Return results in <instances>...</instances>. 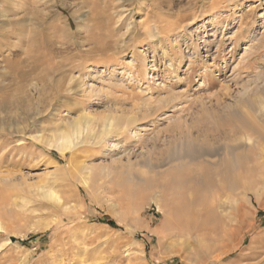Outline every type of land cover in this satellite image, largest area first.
Listing matches in <instances>:
<instances>
[{
    "label": "rangeland",
    "instance_id": "rangeland-1",
    "mask_svg": "<svg viewBox=\"0 0 264 264\" xmlns=\"http://www.w3.org/2000/svg\"><path fill=\"white\" fill-rule=\"evenodd\" d=\"M0 11V264H208L197 241L202 231L177 234L142 179L167 169L158 162L172 145L181 157L173 163L194 165L185 146L191 128L218 120L229 127L264 111V51L255 57L252 48L244 63L241 57L264 35V0H0ZM241 17L248 24H239ZM240 26L245 35L234 44L227 36ZM165 96L168 105L132 126L100 142L85 141V130L70 133V148L57 151L82 114L141 117ZM253 98L257 112L248 108ZM177 122L168 138L166 127ZM248 133L251 142L220 136L213 146L264 148ZM112 173L134 190L120 207L114 196L122 186L107 192ZM256 183V194L235 191L217 201L219 215L238 203L247 221L255 214L253 229L224 261L264 232V186Z\"/></svg>",
    "mask_w": 264,
    "mask_h": 264
},
{
    "label": "bare ground",
    "instance_id": "bare-ground-1",
    "mask_svg": "<svg viewBox=\"0 0 264 264\" xmlns=\"http://www.w3.org/2000/svg\"><path fill=\"white\" fill-rule=\"evenodd\" d=\"M234 6H236V4ZM3 9L4 8H2V12H3ZM212 17H214V15H212ZM238 20H239V24H248L247 22L243 21V17L239 18ZM223 22H221V23H223ZM212 25H213V23H212ZM216 25H219V24H216ZM221 25H223V24H220V26ZM223 27H224V25H223ZM213 29H214V31L212 32V35L214 36L218 29L217 28H213ZM223 30L224 29H222V31H221L222 33H223ZM244 30H245V28L240 26L239 28L234 29L232 34L227 36V38L234 37L233 43L235 44V43H237L239 38H242L245 35ZM252 41H253V43H254V41L256 42L255 45L254 44L247 45V47H245L244 52L241 56V57H243V59H242L243 63H244V61H249V58L251 56H250V54H248V52L252 48L254 49V52L256 53L255 57L261 56V53L264 51V35H261L257 38H254ZM244 54H246V55H244ZM188 68H190V66ZM173 69H174V67H173ZM172 71L174 72L175 69ZM261 94L262 93H260V95ZM244 97H245V95H244ZM242 99H244V98L242 97ZM238 101H241V100H238ZM254 101H255L254 98L248 100V108L251 109L252 111H256L255 107H254V104L256 102H254ZM170 102L171 101H170L169 96L163 97L162 99H160L158 101V103H160V104H158L159 105L158 108L151 109L150 107H147L146 111L142 113L141 117H138L137 114L135 115L133 113H131L132 115H124V114L117 115V114L107 113V114L102 115L99 119H97L98 117L96 118L95 116H93L94 114L90 115L89 112L84 113L80 117L76 118L70 124V126L68 125V128L70 127V130L68 132H65L64 135L62 133V135L65 139V142H63L61 144L59 142H57L60 144L57 146V151L62 153L66 148L68 149L69 143L67 141H69V140H67V139L69 138L70 133L76 134V133H79V132L85 130L86 133L89 134V137H85V139H86L85 141H88L90 138H94L96 142H100L108 134L113 133V132L117 133L118 130L121 128H124V127L128 128V127L132 126L139 119H144V118L151 116L153 110H155L153 112L158 111L159 107H161L162 104L164 106V105H168ZM149 104H151V103H149ZM239 105H240V103H239ZM242 106H243V104H242ZM215 107H217V106H215ZM220 107H222V105ZM244 107H245V105H244ZM262 107H263V105H262ZM205 108L206 107H204L203 111H205ZM210 108H211V106H210ZM223 110H224V108H223ZM215 112H217V110H215ZM205 113H207V111ZM101 114H103V113H101ZM220 114H222V113H220ZM227 114H226V116H227ZM230 114H231V116L228 115L227 119L233 120V118H230V117L236 116V113L235 114L230 113ZM253 114H254V112H253ZM206 115H208V114H206ZM214 116H215V114H214ZM246 117H247V114H246ZM199 118H201V117H199ZM257 120L263 124L262 125L259 124L257 122ZM218 121H217L216 127L215 126L210 127V126H208V124H205V127H202V126L199 127L198 126L199 128H196L194 131H192L193 128L190 127L192 130H189V132L187 133V135L185 137L186 142L189 144H186L185 146L188 147L193 153L192 154L193 157L191 158V160H194V162L190 161V163H194L193 166L188 165L189 163H181L180 161H178V162H180V164L179 163H173V161L178 160L181 157H180V153H179L180 151L178 152L177 150H175L176 148L174 149V147L172 145V148L166 147L167 150L169 149L168 158L167 159H161V161L158 162L159 167H161L163 165H166V166L168 165L167 169L163 170V171L157 170L154 173L152 171L151 173H153V175H151L147 178L145 177L142 180L144 181L143 183H144L145 187H149V186L153 187L156 190V192L158 193L159 200L157 201V207L163 213L164 218L168 221L170 226L174 230H176L177 234L178 233H187V235L191 234V236L194 238L195 234L197 232L202 231L201 237L200 238L198 237L199 240L197 237L196 238H197V241H199V246L202 249V251L204 253L208 254V256L210 258L208 264H264V232L259 233L253 237V239H252L253 244L250 248H248L247 251H244V252L240 251L236 257L231 258L229 261H224V259L229 254H231L232 252H234L240 248L239 241L242 238V236L253 229V227L255 225V214L253 215L251 220L247 221L248 219L246 220L244 217V211H243L244 206L241 207V205L239 203L236 204L234 207L229 205L230 212L228 214L225 213V215H219L218 210H217L218 207H216L217 201H218L220 196H224L223 199L224 200L226 199L228 201L230 196L235 191L238 192L239 194L242 193L246 196L249 194H253V193L256 194L255 193L256 189H258L256 182H260V184L262 186H264V177H262L263 176V167L261 165L262 162L260 161V158H261L260 155L262 153H264V148H259L258 147L259 144L249 145L247 142L246 143L248 145H244V144L239 145V144H234V143H228V145H224L223 148L213 146L214 142H217V139H219L220 136L232 137L233 140L236 142V140L239 138V136L243 135V137L247 136V138H245V139H247V141H248L249 140L248 131L250 133L255 134L256 135L255 138H258V140L264 142V111L262 113H260V110H259V113H257V115L255 114L254 119L251 118L250 121L249 120L246 121L241 117L240 122H237V124L234 123L233 125H231L229 127L218 126L219 125ZM232 122H231V124H232ZM181 125L182 124H180V126ZM224 125H226V124H224ZM95 126L97 127V129H96V131H93ZM178 127H179L178 122L172 123L168 127H166L164 132H166V135L168 136V138H171L172 136H174V134H176L175 131H178V129L180 128V127L179 128ZM186 127H188V125ZM66 129L67 128H65V130ZM59 134H61V133H59ZM84 136H85V134H84ZM199 137H201L202 139L200 140ZM52 138H51V140H52ZM59 139H61V137ZM211 140H212V143L210 142ZM78 141H80V140H78ZM183 141H185V140H183ZM237 141L241 142L239 140H237ZM248 142H251V141L249 140ZM75 143H77V142H75ZM75 143H74V145H75ZM80 143L82 144V142H80ZM253 143H254V140H253ZM168 145H169V143H168ZM176 145L179 147L178 144H176ZM183 147H184V144H183ZM187 151L189 152V150H187ZM183 152L185 154L184 150H183ZM185 155L187 156V154H185ZM70 159H69V161H70ZM84 163H82V164H84ZM127 168H129V167H127ZM140 172H142V171H140ZM138 174H139V172H138ZM109 177H111V176H109ZM91 178L96 179V180L99 179L100 178V172L99 171L92 172ZM81 179H82V177H81ZM111 179H112V182H115V185H113L112 187H109V191H107V192H110V190H113L114 189L113 187L116 185L122 186L121 191H119L120 193L118 195L114 196L115 204L120 207L123 204H125L126 201H128L130 196L133 195L134 190L131 186L123 183L121 175H118V173H115V175L113 174ZM136 189H137V191H140L141 187L138 186V188H136ZM238 193H236V195H238ZM240 196H242V195H240ZM237 198H239V197H237ZM226 204H227V202L222 203L221 206H224ZM246 206H248V205H246ZM242 208H243V210H242ZM259 208L264 210V203H260ZM246 209H248V208H246ZM256 209H258V208L256 207ZM124 225L126 226V227H124L125 229H127V230L130 229L129 225L126 222L124 223ZM214 225L216 227L214 229L211 228ZM169 234H170V232H169ZM192 234H194V236ZM187 238H188V236H187ZM215 247H217V249H219V251L217 253L215 252ZM212 252H215V254H213ZM207 261H208V259H207ZM197 262H198V260H197Z\"/></svg>",
    "mask_w": 264,
    "mask_h": 264
},
{
    "label": "trees",
    "instance_id": "trees-1",
    "mask_svg": "<svg viewBox=\"0 0 264 264\" xmlns=\"http://www.w3.org/2000/svg\"><path fill=\"white\" fill-rule=\"evenodd\" d=\"M106 222H107V224H109V225H112V226H113V222H112V221H109V220H108V221H106ZM13 240H15V239H13ZM20 242H21V243H23V244L25 243L24 241H20Z\"/></svg>",
    "mask_w": 264,
    "mask_h": 264
}]
</instances>
